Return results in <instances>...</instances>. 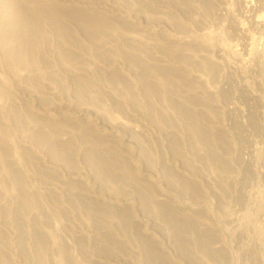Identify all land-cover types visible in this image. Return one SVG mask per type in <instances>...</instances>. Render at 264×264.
<instances>
[{
	"label": "rangeland",
	"instance_id": "374dc122",
	"mask_svg": "<svg viewBox=\"0 0 264 264\" xmlns=\"http://www.w3.org/2000/svg\"><path fill=\"white\" fill-rule=\"evenodd\" d=\"M0 264H264V0H0Z\"/></svg>",
	"mask_w": 264,
	"mask_h": 264
},
{
	"label": "bare ground",
	"instance_id": "6f19581e",
	"mask_svg": "<svg viewBox=\"0 0 264 264\" xmlns=\"http://www.w3.org/2000/svg\"><path fill=\"white\" fill-rule=\"evenodd\" d=\"M253 8H254V7H253ZM247 9H248V8H247ZM249 9H250V8H249ZM249 9H248V11H249ZM252 10H254V9H252ZM250 11H251V9H250ZM250 11H249V12H250ZM251 12H252V11H251ZM251 12H250V13H251ZM252 13H253V12H252Z\"/></svg>",
	"mask_w": 264,
	"mask_h": 264
}]
</instances>
